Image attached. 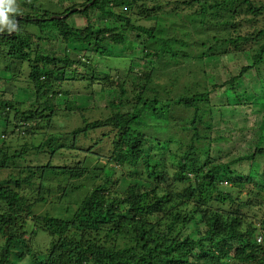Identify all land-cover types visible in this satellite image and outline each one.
I'll return each instance as SVG.
<instances>
[{
  "label": "trees",
  "instance_id": "16d2710c",
  "mask_svg": "<svg viewBox=\"0 0 264 264\" xmlns=\"http://www.w3.org/2000/svg\"><path fill=\"white\" fill-rule=\"evenodd\" d=\"M90 1L15 0L19 30L0 32V70L9 75L0 76V170L30 149L46 148L52 155L68 149L83 153L72 166L49 159L0 178V264H16L15 259L26 256L31 264H264V146L222 162L210 149L201 150L197 143L212 139L196 130L197 121L212 127L202 120L200 104L209 103L215 88L229 84L235 90L251 69L264 87V0ZM74 14L85 16V26L68 22ZM56 15L62 17L51 19ZM182 17L204 27L212 38L189 43L155 34L167 18ZM147 18L154 19L153 26L141 23ZM45 26L50 27L47 37L42 35ZM43 40L65 45L64 53L56 54ZM138 44L145 58L195 59L202 65L204 82L193 77L185 92L167 99L156 89L146 92L151 68L137 73L131 85L117 74L97 77L93 54L109 61ZM237 53H249L250 63L222 83L209 85L207 59ZM4 80L16 90L30 88L35 102L5 95ZM67 80L74 84L65 86ZM107 88L118 95L99 113L78 109L72 99L81 89ZM130 93L134 101L128 100ZM171 103L193 108L195 132L186 143L167 138V146H161L145 130L146 119L163 131ZM69 123L78 124L69 129ZM41 128L47 131L39 142L30 140ZM148 137L158 143L145 153ZM173 142L175 148L170 147ZM91 157L95 163L89 166ZM242 161L251 168L261 162L256 175L255 166L246 173L233 168ZM124 176L130 184L119 191ZM82 178L91 183L74 198L72 193L82 189L75 180ZM39 231L54 238L45 252L35 249L33 238Z\"/></svg>",
  "mask_w": 264,
  "mask_h": 264
},
{
  "label": "rangeland",
  "instance_id": "374dc122",
  "mask_svg": "<svg viewBox=\"0 0 264 264\" xmlns=\"http://www.w3.org/2000/svg\"><path fill=\"white\" fill-rule=\"evenodd\" d=\"M91 16L97 19L96 15L93 16L92 13ZM150 19L147 18L142 20L141 23H143L145 27L153 26L154 19ZM68 22L71 25L83 27L87 19L82 14H74L68 18ZM100 22L103 21L100 20ZM172 22L175 24H171ZM164 26L168 29L167 33L160 31ZM199 26V24H196L188 17H182L181 19L176 18L174 21L167 18L163 24L157 25L155 34L163 37L174 36V38L180 42L182 40L189 43H194L200 38L203 40L206 37L211 39L212 34L204 27L199 28ZM49 28V26L43 28V36L47 37L50 35ZM130 35L132 36L134 34ZM129 41L133 42L131 39H129ZM43 44L48 48H52L56 54L62 55V53H64L65 45L63 44L57 45L54 42H46V40H43ZM208 44L209 43L206 42V45ZM70 45H72V43H70L69 46ZM53 47H55V49H53ZM183 49L186 51L190 50L189 47H184L182 45V50ZM70 55L75 58L76 52H70ZM91 60V63L98 69L97 77H101L103 75L102 73L105 72L111 74V76L117 74L121 79L126 80L128 85H131L133 80L136 81L137 73L149 71L151 68L152 75L149 80V87L151 88L146 92L152 94L151 90L156 89L161 97L167 99L179 95L182 91L185 92V87H187L188 84L186 81L192 80L193 77H195L197 81L202 80L200 84L204 82L200 74L202 69L200 62H196L195 59L190 60L184 57H179L177 59L178 61L166 56L163 59L157 60L152 57L145 58L142 54L141 44H138L135 48L131 47L125 49L122 51V54L109 59V61L103 60L99 54H93ZM248 63H250L249 53L223 54L209 58L206 64H204L207 73L205 81L207 79L209 85L212 83H222L236 74L241 66ZM114 69L118 70V72L114 71ZM0 76L7 78L9 75L7 72L0 70ZM73 84L74 82H72V80H67L64 85L70 86ZM236 86L235 90H233L229 84L219 86L211 92L209 103L200 104L202 106V120L211 122V128H208L200 121L196 122V130H198L199 134H210L212 139L210 140L212 142L209 140L201 141L197 143L198 146L201 147V150L207 151L210 149V153L215 155L216 158L221 159L222 162H227L238 156L248 154L256 146H264V87L254 69L246 72ZM1 87L8 93L5 95H11L15 100H23L29 103L35 102L34 95L30 88L26 89L27 93L20 89L16 90V88L10 85V82L6 80L3 81ZM131 87H128V91L131 90ZM115 88L118 90L117 87ZM102 89H97L94 92L81 89V91H75L74 94H72V99L75 101L78 109L87 107L93 110L94 113H99V110L107 105L108 99L116 98L118 95V91L116 90L109 88L105 90ZM164 89L168 90L170 93H165ZM128 100L134 101V94L130 93ZM59 102L62 108H64L65 101L61 98ZM170 107L169 121L164 125L165 129L163 131L155 130L152 127L153 121L149 118L146 119L149 125L145 130L148 133L156 135V138L160 139L159 145L161 146H167V142H165L167 138H174L175 140L186 143L187 138L195 132L190 122L194 114L193 108H186L172 103ZM66 122L68 123V121ZM77 124L78 123H69L68 128L70 129ZM2 126L3 124H0V128ZM46 131L47 130H44V128H41V130L35 132V135L30 140L38 143L42 136L41 134ZM1 141L2 133H0V144ZM156 143L158 142L148 137L143 146L144 152H152L151 150L153 148L151 149V147ZM81 144L85 147L90 145L86 140H81ZM173 144L170 145V147L175 148L176 143L173 142ZM99 147H101L100 149L103 151L108 149L107 146L101 144H99ZM49 159L53 164H66L72 166L83 159V153L79 150L68 149L52 155L46 148L41 151L30 149L24 153L21 158L10 160L8 168L0 170V178L9 176L10 173L17 174V169L26 165L44 164ZM259 162L260 161H258V164ZM94 163L95 159L91 157L88 162L89 166H92ZM260 165L252 166V168L255 166L252 171L253 175H256ZM169 166L171 165L169 164ZM233 168L240 173H246L250 171L251 165L248 161H242L235 164ZM75 182L79 187H82V189L74 191L72 196L74 198H80L85 194L91 182L86 178L75 180ZM128 184H130V181L124 176L117 186V190L122 191ZM47 208L48 207H45L43 210ZM50 212L52 211L50 210ZM190 229L192 233L197 232V226L195 224H192ZM52 239L54 238L51 234L39 231L33 238L35 249L45 252ZM2 242L3 239L0 237V244H2ZM15 263L31 264V259L26 256L22 259H15Z\"/></svg>",
  "mask_w": 264,
  "mask_h": 264
},
{
  "label": "clouds",
  "instance_id": "9594fccd",
  "mask_svg": "<svg viewBox=\"0 0 264 264\" xmlns=\"http://www.w3.org/2000/svg\"><path fill=\"white\" fill-rule=\"evenodd\" d=\"M18 12V7L15 0H0V32L18 31L15 21V14Z\"/></svg>",
  "mask_w": 264,
  "mask_h": 264
},
{
  "label": "water",
  "instance_id": "95a60500",
  "mask_svg": "<svg viewBox=\"0 0 264 264\" xmlns=\"http://www.w3.org/2000/svg\"><path fill=\"white\" fill-rule=\"evenodd\" d=\"M92 2H93V0H91L88 4H91ZM76 9H77V8H73V9H71L69 12L75 11ZM63 16H66V14L63 15ZM54 17H62V16H59V15L52 16L51 19H53ZM19 18H20L19 15H17V16L15 17L16 24H17V20H18ZM14 31H15V30H14ZM14 31H12L11 33H13Z\"/></svg>",
  "mask_w": 264,
  "mask_h": 264
}]
</instances>
